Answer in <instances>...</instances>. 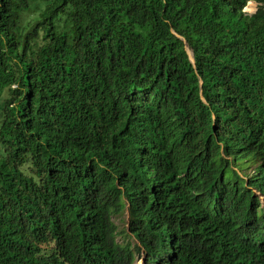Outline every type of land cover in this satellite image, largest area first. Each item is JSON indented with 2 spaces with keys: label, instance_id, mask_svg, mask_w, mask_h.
I'll return each mask as SVG.
<instances>
[{
  "label": "trees",
  "instance_id": "1",
  "mask_svg": "<svg viewBox=\"0 0 264 264\" xmlns=\"http://www.w3.org/2000/svg\"><path fill=\"white\" fill-rule=\"evenodd\" d=\"M0 1L5 128L16 125L13 114L33 110L13 99L19 77L6 56L24 44L40 40L62 49L72 33L80 74L117 66L126 80L107 100L83 98L72 106V114H99L100 123L40 117L41 129H34L38 149L48 141L63 147L42 155L51 160L49 169L56 165L53 156L65 153L64 160H71L54 178L43 170L61 191L50 181L37 189L41 173L21 177L19 149L3 152L0 264H136L145 256V264H264L261 203L238 184L226 197L218 193L215 178L233 174L216 136L225 144L227 139L208 126L212 109L246 120L264 115V0H14L10 9L9 0ZM250 1L258 4L252 15L243 11ZM21 13L28 17L23 31L15 24ZM58 18L65 22L60 30ZM171 28L193 51L198 75ZM145 91H151L147 99L137 101ZM166 142L175 154L167 158L157 151L154 159L186 174L180 180L150 175L135 157ZM259 172L249 186L264 196V164ZM71 182L79 183L74 190L87 186L72 210ZM239 203L242 214L235 210ZM126 211L128 227L119 231L113 218ZM47 241L56 245L50 258L41 251Z\"/></svg>",
  "mask_w": 264,
  "mask_h": 264
},
{
  "label": "clouds",
  "instance_id": "2",
  "mask_svg": "<svg viewBox=\"0 0 264 264\" xmlns=\"http://www.w3.org/2000/svg\"><path fill=\"white\" fill-rule=\"evenodd\" d=\"M13 3L14 0H9V9ZM250 3L256 4V10L254 12L256 13L258 4L254 1H250L243 11L244 13L252 15L254 13L250 14L247 12ZM3 8V4L0 1V10ZM27 20V14L24 15L21 13L15 24L19 25L20 29L23 31L26 30ZM170 32L174 37L184 43V50L188 56V60L192 65L195 74L198 75L193 51L188 46L186 39L179 35L173 28L170 29ZM37 38L38 37L35 36V39ZM76 42V39L71 33L64 42L62 49H56L53 44L43 46V43L38 40L34 45L24 44L19 46L16 50L7 52L6 55L10 68L13 69L16 72V76L19 77V79L17 78L18 82L12 86V88L16 90L13 99L21 100L22 103L26 102L25 107L27 108L29 106V108L33 110L30 111V114H27V112L13 114L15 118L13 122L16 123V125L11 126L10 128H5L6 123H1L0 120V160H4L3 152L9 147L18 148L21 155L19 156V166L21 167L19 171L20 174L24 173L21 177L25 175V177L29 178L36 171H38L39 174L41 173L42 177L40 176L39 178L37 189L41 188L43 182L50 181L55 183L58 190L61 191V184L56 183L51 178L47 177L43 170L46 168L47 172H50L51 177L54 178L58 176L60 169L71 162V160H64L65 153L53 156L51 159H54L56 165L49 169L51 160L44 157L42 158V155L48 154L47 156L50 157L52 155L47 153V150L63 151V147L54 144L52 141H48L43 150L38 149L39 142L34 139L36 136L34 129H41L39 126L41 121L40 117L48 115L49 117L58 120V123H69L78 126H82L88 120L100 123L99 114H72V106L77 105L79 100L83 98L90 100L101 98L107 100L116 91V87L126 82L121 70L118 69L117 66L108 72H104L100 68L90 69L88 74L91 76L80 74L74 67L77 49L73 44ZM83 68L85 67H80V69ZM27 75H30L31 78L25 79V76ZM70 84L71 87L68 88ZM200 86H202V81H200ZM150 92L145 91L144 93L137 94L135 99L137 101L147 99ZM200 94L202 103L205 106H209V101L204 98L202 93ZM13 107L17 108L18 104L15 103ZM244 118L246 117H239L238 115H235V113H224L222 109H212L209 114L208 126H210V128L213 127L212 130H215L217 134L226 138L228 141V144H225L220 141V137L216 136L220 152H222V156L226 159L224 161L230 167L233 174L232 179H227L226 176L216 177L214 185L216 186L218 193L223 197H226V195L232 190V187H236L235 185L237 184L239 185L237 188H243L244 191L248 189L252 190V192L258 197V200L261 203V210L264 213L262 202L264 196L254 187L249 186V181L245 179L246 176L258 171L264 164V115L261 118L249 117L247 120ZM22 151H26V155L23 154ZM157 151L165 153L167 158H170L176 152L173 147L170 148L167 142L157 144V149L155 151H153L152 148H148L136 152L134 153L135 157L142 169L154 177L157 175L163 177L171 174L176 180L184 178L183 176L186 174L178 172L168 162L156 161L154 155ZM226 151L237 153L238 157L235 158L232 155L226 154ZM34 165L37 166V169L33 170ZM78 184L79 183L76 182L70 183V189L75 192V195L70 197V210L80 206V199L82 198L80 194H83L87 187L85 184L83 185L80 183L78 189L74 190V186ZM240 184H242V186H240ZM116 189L121 191L122 196H124V187L117 183ZM244 208L245 207L241 206L239 203L235 210H240L242 214ZM127 214L129 221V213L127 212ZM243 217L244 215H242V218ZM257 217L260 216L257 215ZM127 227L128 223L126 225V228ZM116 241L121 242L123 239L117 237ZM128 241L133 242L132 239H129ZM53 251L54 250H49L47 252V258H50L54 254Z\"/></svg>",
  "mask_w": 264,
  "mask_h": 264
},
{
  "label": "rangeland",
  "instance_id": "3",
  "mask_svg": "<svg viewBox=\"0 0 264 264\" xmlns=\"http://www.w3.org/2000/svg\"><path fill=\"white\" fill-rule=\"evenodd\" d=\"M253 5H254V9L252 10V7H250V6H248V13H254L255 12V8H256V4L255 3H252ZM262 202H263V206H264V200H262ZM113 221H114V223L117 225V227H118V229L119 230H125L126 229V225H127V223H128V214H127V212L125 213H123V214H121V215H119V216H117V217H114L113 218ZM137 264H142V261L140 260V261H138V263Z\"/></svg>",
  "mask_w": 264,
  "mask_h": 264
},
{
  "label": "water",
  "instance_id": "4",
  "mask_svg": "<svg viewBox=\"0 0 264 264\" xmlns=\"http://www.w3.org/2000/svg\"><path fill=\"white\" fill-rule=\"evenodd\" d=\"M256 169H258V168H256ZM259 170L258 171H255V172H253V174H250L249 176H246L245 177V179L246 180H248V181H250V178H252L253 176H257V175H259ZM33 239V241H35V239L34 238H32ZM55 240V239H54ZM54 245V242L53 241H47V242H43V244H42V248H41V251L43 252V253H45V254H47V252L50 250H54V248L56 247V245L55 246H53ZM145 259H146V256L144 257V259L142 260V264H145Z\"/></svg>",
  "mask_w": 264,
  "mask_h": 264
},
{
  "label": "bare ground",
  "instance_id": "5",
  "mask_svg": "<svg viewBox=\"0 0 264 264\" xmlns=\"http://www.w3.org/2000/svg\"><path fill=\"white\" fill-rule=\"evenodd\" d=\"M250 7H252V10L254 9L253 8L254 5L251 4V3H250ZM38 21L42 22V21H45V20H38ZM54 25L57 27V30H60V29H62V27L64 25V22L61 19L58 18V20L54 21ZM41 30H43V28ZM38 33H39V30H38Z\"/></svg>",
  "mask_w": 264,
  "mask_h": 264
}]
</instances>
